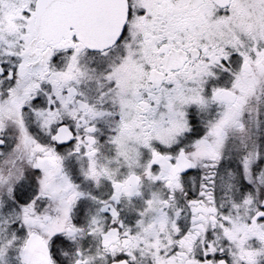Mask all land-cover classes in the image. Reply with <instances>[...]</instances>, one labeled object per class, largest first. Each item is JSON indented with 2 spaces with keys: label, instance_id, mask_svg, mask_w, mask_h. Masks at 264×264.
<instances>
[{
  "label": "snow or ice",
  "instance_id": "1",
  "mask_svg": "<svg viewBox=\"0 0 264 264\" xmlns=\"http://www.w3.org/2000/svg\"><path fill=\"white\" fill-rule=\"evenodd\" d=\"M0 264H264V0H0Z\"/></svg>",
  "mask_w": 264,
  "mask_h": 264
}]
</instances>
